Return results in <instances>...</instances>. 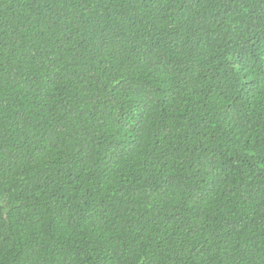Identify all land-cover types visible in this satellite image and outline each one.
<instances>
[{
	"label": "trees",
	"instance_id": "16d2710c",
	"mask_svg": "<svg viewBox=\"0 0 264 264\" xmlns=\"http://www.w3.org/2000/svg\"><path fill=\"white\" fill-rule=\"evenodd\" d=\"M0 264H264V0H0Z\"/></svg>",
	"mask_w": 264,
	"mask_h": 264
}]
</instances>
